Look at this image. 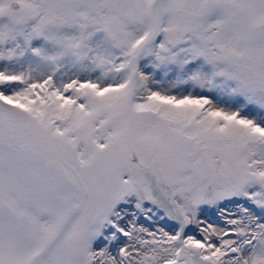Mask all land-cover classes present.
<instances>
[{
  "label": "snow or ice",
  "instance_id": "obj_1",
  "mask_svg": "<svg viewBox=\"0 0 264 264\" xmlns=\"http://www.w3.org/2000/svg\"><path fill=\"white\" fill-rule=\"evenodd\" d=\"M0 264H264V0H0Z\"/></svg>",
  "mask_w": 264,
  "mask_h": 264
}]
</instances>
